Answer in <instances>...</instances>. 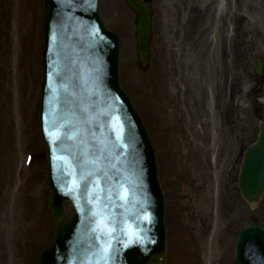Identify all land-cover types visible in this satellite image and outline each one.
Listing matches in <instances>:
<instances>
[{
  "label": "rangeland",
  "instance_id": "rangeland-1",
  "mask_svg": "<svg viewBox=\"0 0 264 264\" xmlns=\"http://www.w3.org/2000/svg\"><path fill=\"white\" fill-rule=\"evenodd\" d=\"M146 1L152 8V29L144 71L136 66L135 16L124 0H98V10L105 26L120 36V82L157 152L169 228L168 264H197L201 245L207 250L205 264H234L233 246L242 223L253 218L264 229V192L251 210L238 198L235 182L226 180L235 153L232 141L239 134L241 146L250 144L258 121L254 131L247 120L236 123L232 108L224 107L225 125L220 124L218 112H211L202 99L207 86L204 73L198 80L202 70L191 47L209 24L214 0ZM235 6L238 16L227 36H223L225 13L233 7L221 12L224 17H220L216 41L231 46L234 25L237 35H256L260 44L264 0H237ZM257 9L262 14L258 22L250 19ZM41 20V0H0V264H35L38 251L52 234L37 122ZM209 39L204 38L202 45L207 54ZM176 54L182 83L192 96L188 104L183 97L176 105L173 95L181 85L164 80ZM190 56L194 69L188 76ZM261 113L264 118V110ZM231 175L235 179L236 170Z\"/></svg>",
  "mask_w": 264,
  "mask_h": 264
},
{
  "label": "water",
  "instance_id": "water-1",
  "mask_svg": "<svg viewBox=\"0 0 264 264\" xmlns=\"http://www.w3.org/2000/svg\"><path fill=\"white\" fill-rule=\"evenodd\" d=\"M95 3L43 0L40 128L54 237L37 264H165L164 206L153 152L118 86V37L102 27ZM126 3L137 15V54L143 66L149 9L137 0ZM89 172L98 175L85 184ZM238 187L255 207L264 187V124L256 144L243 155ZM65 201L73 207L70 219ZM102 225L111 235L99 239ZM236 263L264 264V232L258 222L244 224Z\"/></svg>",
  "mask_w": 264,
  "mask_h": 264
},
{
  "label": "flooded vegetation",
  "instance_id": "flooded-vegetation-1",
  "mask_svg": "<svg viewBox=\"0 0 264 264\" xmlns=\"http://www.w3.org/2000/svg\"><path fill=\"white\" fill-rule=\"evenodd\" d=\"M257 37L254 35L248 41H242V36H236L229 57H225L224 53L218 54V57L207 54L204 52L205 46H198L196 52L194 51L199 57L202 70L198 80L201 82V73H204L207 86L206 95H202L203 101L218 108H232L236 123L247 120L253 125L254 131L257 119L262 118L261 112L264 110V38L258 44ZM188 95L191 99L192 96L189 93ZM257 104L260 106L258 111L254 109ZM232 143V148L237 147L238 160L239 135ZM235 163L232 160L227 183L234 182L231 173L235 171Z\"/></svg>",
  "mask_w": 264,
  "mask_h": 264
},
{
  "label": "bare ground",
  "instance_id": "bare-ground-1",
  "mask_svg": "<svg viewBox=\"0 0 264 264\" xmlns=\"http://www.w3.org/2000/svg\"><path fill=\"white\" fill-rule=\"evenodd\" d=\"M226 2H227L226 0H218L216 3L215 11L212 15V20H213V26L211 28V34L212 35H217L219 32L217 23H219L220 15H221V12L224 11V9H225V3ZM228 15H229V13H228ZM258 17H259V14H256V18H258ZM183 96H184V94H183Z\"/></svg>",
  "mask_w": 264,
  "mask_h": 264
},
{
  "label": "snow or ice",
  "instance_id": "snow-or-ice-1",
  "mask_svg": "<svg viewBox=\"0 0 264 264\" xmlns=\"http://www.w3.org/2000/svg\"><path fill=\"white\" fill-rule=\"evenodd\" d=\"M60 142H62V139L54 140V141H53V143H60ZM96 175H98V173L89 172L88 175H87V177L84 178V183L87 184V183L91 182V181H92V178H93L94 176H96ZM94 198H95V199H99V197H94ZM101 215H102V213H101ZM93 216L95 217V216H96V213H93ZM108 223H111V221H108ZM98 231H99V237H98L99 239H104L105 236H110V235H111L110 233H108V232H106V231L104 230L103 225L101 226V229L98 230ZM106 246H107V245H106Z\"/></svg>",
  "mask_w": 264,
  "mask_h": 264
}]
</instances>
